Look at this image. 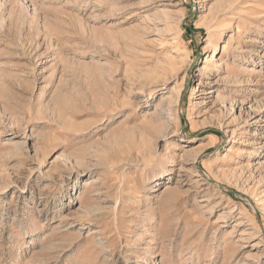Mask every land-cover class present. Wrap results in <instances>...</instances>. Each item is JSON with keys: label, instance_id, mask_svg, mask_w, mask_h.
Listing matches in <instances>:
<instances>
[{"label": "rangeland", "instance_id": "obj_1", "mask_svg": "<svg viewBox=\"0 0 264 264\" xmlns=\"http://www.w3.org/2000/svg\"><path fill=\"white\" fill-rule=\"evenodd\" d=\"M0 264H264V0H0Z\"/></svg>", "mask_w": 264, "mask_h": 264}, {"label": "bare ground", "instance_id": "obj_2", "mask_svg": "<svg viewBox=\"0 0 264 264\" xmlns=\"http://www.w3.org/2000/svg\"><path fill=\"white\" fill-rule=\"evenodd\" d=\"M213 50L214 51H218L219 50V46H214Z\"/></svg>", "mask_w": 264, "mask_h": 264}]
</instances>
